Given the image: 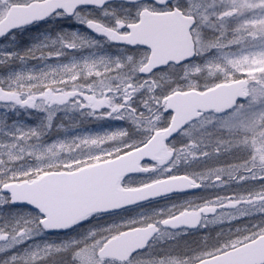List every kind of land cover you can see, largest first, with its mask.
Listing matches in <instances>:
<instances>
[{"label":"snow or ice","instance_id":"obj_1","mask_svg":"<svg viewBox=\"0 0 264 264\" xmlns=\"http://www.w3.org/2000/svg\"><path fill=\"white\" fill-rule=\"evenodd\" d=\"M0 264H264V0H0Z\"/></svg>","mask_w":264,"mask_h":264}]
</instances>
